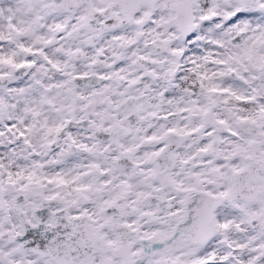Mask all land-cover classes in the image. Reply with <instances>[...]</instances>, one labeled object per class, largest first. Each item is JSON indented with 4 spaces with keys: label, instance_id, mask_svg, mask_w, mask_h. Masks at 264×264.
<instances>
[{
    "label": "snow or ice",
    "instance_id": "snow-or-ice-1",
    "mask_svg": "<svg viewBox=\"0 0 264 264\" xmlns=\"http://www.w3.org/2000/svg\"><path fill=\"white\" fill-rule=\"evenodd\" d=\"M0 264H264V0H0Z\"/></svg>",
    "mask_w": 264,
    "mask_h": 264
}]
</instances>
